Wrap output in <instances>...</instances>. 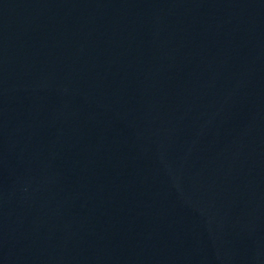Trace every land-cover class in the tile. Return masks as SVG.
<instances>
[{"label":"water","instance_id":"1","mask_svg":"<svg viewBox=\"0 0 264 264\" xmlns=\"http://www.w3.org/2000/svg\"><path fill=\"white\" fill-rule=\"evenodd\" d=\"M0 264H264V0H0Z\"/></svg>","mask_w":264,"mask_h":264}]
</instances>
